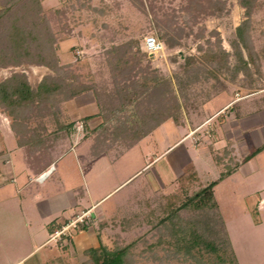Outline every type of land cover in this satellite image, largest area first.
I'll use <instances>...</instances> for the list:
<instances>
[{
    "label": "rangeland",
    "instance_id": "obj_1",
    "mask_svg": "<svg viewBox=\"0 0 264 264\" xmlns=\"http://www.w3.org/2000/svg\"><path fill=\"white\" fill-rule=\"evenodd\" d=\"M39 1L44 11L49 8L66 9L67 22L71 29L58 41L57 54L60 61L72 63L77 70L89 73L90 77L96 80L98 76H95L94 72L100 60L105 57V50L110 49L113 43L119 44L130 37L138 38L146 33L154 34L163 43L162 48L154 52L150 58L152 67L163 73L173 74L179 69L182 61L180 52L197 54L199 44L204 48L215 44L216 34L209 35L211 30L219 33L222 47L230 52L229 59L232 64L235 61V55L232 53L231 41L237 38L236 25L245 17L244 7L239 0H214L218 4H220L219 1L224 2L223 9L216 14H199L197 17L181 11V6L186 3V0H154L150 5L151 9L145 7L147 11L136 7L134 0ZM259 2V7L251 15L253 38L255 37L258 48L264 46V33L261 32L264 29V0ZM162 10L169 12L174 10L175 18L179 22V30L182 28L180 42L173 46H168L159 36L160 31L156 26L154 13L156 11L157 15L161 14ZM201 26H203L204 35L210 38V42L206 41V36L194 39V32ZM190 27H193V31H189ZM112 33L114 40H110L109 37ZM242 52L246 57V50L242 48ZM262 59L260 66L262 73L258 75L255 72L252 73V76L256 77L254 83L257 87L264 84L263 53ZM251 66L253 69L254 66ZM231 70L229 68L225 76L223 75L226 77L228 88L217 94L208 106L223 105L226 101L233 99L238 92L236 90L240 88L244 80V73L240 71L235 78H232L234 75ZM13 71L25 72L33 84L44 73L51 72L43 64L0 65V80ZM250 88L251 85H248L247 81L245 86H242V93H249V90H252ZM260 91L259 89L251 93ZM262 95L264 93L253 96L256 97L254 108L264 107ZM66 106L74 118L94 113L98 109L91 92H84L74 97L66 102ZM195 114L197 112L191 113L192 122L188 114L182 116L185 123H176L172 118L165 120L114 162H111V153L104 152L88 164L81 165L82 161L79 158L82 159L85 156L86 150L80 148L85 146L75 148L79 153L75 150L66 153L57 161L56 168L52 169L54 175L38 183L43 194L34 196L28 194L27 200L24 201L22 194L35 187L36 179L33 178L35 182L28 181L26 173L34 175L27 167L22 151L16 145L15 135L9 129L10 117L0 112V147L5 149L4 154L0 155V180L4 176L10 177L13 170L18 174L14 182L6 183L0 188V264H5L7 259H16L31 250V257L27 260L22 258V264L25 262L26 264H91L88 260L90 252L87 251L90 246L99 249L104 246L112 249L117 243L123 245L138 238L140 239L134 247L136 260L131 264H159L152 259L149 251L148 256L141 253L144 252L142 250H146V244L155 239L154 235L148 234L153 229L151 227L153 222H147V217L144 216L140 222H134L126 228L124 222L118 221L124 212L123 209L131 207L134 210L136 204L141 205L142 196L145 198L151 196L153 199L159 195L158 198L164 200L163 196L174 191L176 185L173 187L171 183L174 184L172 179L177 173L176 164L180 165L192 159L196 163L200 179L189 186L187 194H193L202 185L217 178L222 169L227 168L220 165L210 153L202 157V153L197 151L202 146L200 144L201 136L204 134L202 120L206 118V115L202 113V108L199 114ZM98 116L101 117V114L92 117L91 125L97 123ZM211 119L209 127L217 128L219 116L213 115ZM189 125L191 128L197 125L193 128L192 134H189ZM260 126L261 129L256 127L258 131L255 139L253 140L250 134H245L246 142L243 143L242 140L244 147L237 149L240 162L249 160L252 165L251 160L254 159L258 168L252 169L249 174H243L244 172L239 169L214 187L224 222L239 257V264H264V204L262 207L258 206V199L264 194V150L252 156L254 147L264 141V122L261 121ZM84 133H86L85 129L82 130L78 124V131L75 130L73 133L77 135L75 140L82 137ZM182 136L184 137L181 138ZM176 140L178 142L174 143ZM193 143L197 144L196 148ZM151 156L155 158L146 165ZM51 166L47 169L49 170ZM38 178L42 180L44 177ZM24 182L26 184H23ZM17 183L26 186L20 188L22 191L20 194H14ZM79 186L84 190L82 197L77 195ZM105 194L107 195L104 201L97 202V199ZM75 197L79 203L72 205ZM151 203L153 204L150 207L154 209L155 215H151L150 218L154 220L158 217L156 211L158 202L153 200ZM82 206L85 208L81 209ZM147 207V203H143V208ZM41 210L45 211L48 219H52H45L46 222L31 219L32 211ZM148 210L143 213L146 215ZM83 211L91 213L92 217L88 219V225L70 228L59 236L53 235V230L46 232L45 229L44 232L43 224L48 225L51 222L57 225L64 224L66 220ZM55 227L58 226L52 229ZM42 232L44 239L38 243ZM143 237L147 239L146 242L142 241ZM154 249L163 254L165 248L162 245H155ZM173 257L166 259L163 264H195L194 261ZM203 257L206 258L207 254L204 253Z\"/></svg>",
    "mask_w": 264,
    "mask_h": 264
},
{
    "label": "trees",
    "instance_id": "obj_2",
    "mask_svg": "<svg viewBox=\"0 0 264 264\" xmlns=\"http://www.w3.org/2000/svg\"><path fill=\"white\" fill-rule=\"evenodd\" d=\"M152 2L154 0H134L135 6L143 11H147L146 6L151 9ZM219 2L186 0L181 11L195 17L216 14L224 6V2ZM239 3L244 7L245 17L236 25L237 38L231 41L235 55L232 64L230 52L222 47L219 33L211 30L209 35L216 34L215 44L206 48L199 44L197 54L180 52L182 61L179 69L173 74L163 73L151 65L150 58L154 52L143 45L146 33L119 44L113 43L110 49L105 50L106 55L94 72L98 76L96 80L89 73L77 70L72 63H62L59 59L58 41L71 29L66 9L49 8L44 11L39 0H0V65L33 63L46 65L51 70L34 84L22 71H13L0 80V112L10 117V129L22 149L27 166L38 175L51 163L56 164L71 148L72 134L78 122L86 131L79 144L89 140L86 156L94 158L108 152L114 160L169 118L176 123H185L182 116L188 114L192 122L191 113L199 114L205 101L228 88L223 75L229 68L233 71L232 78L240 71L244 73V80L236 91L242 93V86L247 81L252 89L249 93L264 87V84L257 87L254 83L256 77L252 76L254 72L256 75L262 73L264 46L258 48L251 20L260 2L239 0ZM156 13L159 36L168 46L179 43L182 28L179 30L174 10ZM191 30L193 27L189 28ZM203 31L201 26L194 32V39L206 36ZM261 32L264 33V29ZM113 35L109 36L110 40H114ZM206 39L210 42L209 37ZM242 48L248 56L243 55ZM84 92L92 93L98 109L74 118L66 102ZM98 114L101 117L98 116L97 123L91 125L92 117ZM254 148L252 155L264 148V141ZM214 158L227 168L193 194H187V191L198 180L197 173L192 162L184 165L176 191L162 195L164 200L158 202L156 219L150 218L155 215L154 209H149L146 215L131 212L119 218L118 222H124L126 228L137 219L140 222L144 216L147 222H153V231L148 234L154 235L155 239L146 244V250L141 252L143 255L148 256L149 251L159 264L173 256L195 264H237L212 192L214 184L233 172L240 159L226 147L222 151H214ZM53 175L52 170L48 177ZM87 221L79 226L88 225ZM53 227L54 222L48 224L49 230ZM139 239L123 245L117 243L112 249L90 246L87 249L90 252L88 260L91 264H131L136 260L134 247ZM142 241L147 239L143 237ZM155 245L164 246V253L155 250Z\"/></svg>",
    "mask_w": 264,
    "mask_h": 264
},
{
    "label": "crops",
    "instance_id": "obj_3",
    "mask_svg": "<svg viewBox=\"0 0 264 264\" xmlns=\"http://www.w3.org/2000/svg\"><path fill=\"white\" fill-rule=\"evenodd\" d=\"M260 90H261L260 92H255V93H251L250 92V93H245V94H243V93L238 94L239 92H236V94L234 95V98L231 99L230 101L229 100L226 101V103H224L223 105L208 106V103H210L213 99H215L217 97V94L222 92L223 91L222 90V91H219L218 93H216L215 95H213L209 100L204 102V104L202 106V111H203L204 115H206V118H204V120H202V129H204V134H202V136L200 135L201 138H202V143L200 142V144L202 146H201V148H199L200 150L199 149L197 150L199 153H202V157L208 155V153H210L211 156L214 157V151H222L226 147V148L231 149V153L237 155V157L239 158V156H238L239 154L237 152V149L238 148L242 149L244 147V145H242L244 142H246L244 135L245 134H250L251 138H253V140H254L256 135H257L256 132L258 131V130H256V127H258V128L260 127V129H261V126H260L261 121L264 122V107H261V108L260 107H257V108L255 107L254 108L255 98L256 97H253V96H255L257 94H263L264 93V87L260 88ZM262 98H263V101H264V95H262ZM215 103L217 104V102H215ZM234 103H237V104H234ZM213 115L219 116V124H218L217 128L216 127H212V126L209 127L210 126L209 122L212 120L211 118H212ZM78 124H80V126L82 125L80 122L77 123L76 132L78 131ZM8 126H9V124H8ZM195 127H193V128H195ZM193 128H191V126H190L189 131L193 130ZM9 129H10V126H9ZM10 131H12V130L10 129ZM75 135L76 134H74V135L72 134L71 148L66 153H68V152H70L72 150H75V148L76 149L80 148V146H85V148L82 147L80 149H83V150L85 149L86 150V146L89 143V140H87V141L85 140V141H83L82 143L79 144V139L80 138H77V140H75V137H77V135L76 136ZM186 135H184V136H186ZM195 135H196V132H195ZM184 136H182L181 138H183ZM143 138H145V137H143ZM142 139H140V140H142ZM178 140H180V139H178ZM178 140L174 141V143L178 142ZM242 140H243V143H242ZM85 143H86V145H85ZM260 143H262V142H260ZM16 145H17V142H16ZM196 145H195V143H193V146L195 148H196ZM17 147L20 148L18 145H17ZM4 150L5 149L0 147V155L4 154V152H5ZM20 150L22 151L21 148H20ZM262 150H264V148ZM262 150H260V151H262ZM75 151L77 153H79V151H77V150H75ZM66 153H64L62 156L66 155ZM22 157H23V152H22ZM61 157L58 160H60ZM119 157H117L114 160L111 159V162H114ZM94 158H96V157H94ZM94 158H89L85 154V156L82 157V159L79 158V160L82 161L81 165H84V164H88L89 161L93 160ZM154 158H153V156H151L150 161H148L146 163V165H148L151 161H153ZM57 161H56V164H54V163L51 164V165H53L54 169L56 168ZM251 161H252V165L250 164L249 160L240 162V164L237 165L235 170L233 172H231L230 174L226 175L223 179L229 178L230 176L235 174L239 169H241L244 172L243 174H249V172L252 169L256 170L258 168V165L256 164V161L254 159H252ZM187 162H192L193 163L194 170L197 173V178H198L197 181H199L200 176H199V173H198V169H197L196 163L194 162V159L187 160V161L183 162L180 165L176 164L177 173L174 175V178L172 179L174 181V184L170 182L173 185V187H174V185H176L175 188L178 187L179 175L182 173V171L184 169V165ZM29 170L34 176H31L29 173H26L27 176H28V181H31V182H35L36 181L37 184H35V187L33 189H30V190L27 191V193H23L22 194V197L24 198V201L27 200L26 197H27L28 194L32 195V196H34L35 194L36 195H40V193L43 194V191L41 190V187L38 185V183H42L43 181H46L48 178H50V177H48L49 174L47 173L48 175L45 176L44 179L39 180L38 176L35 175L30 168H29ZM11 173H12V175L10 177L4 176L3 179L0 180V188L5 186L6 183H10L11 184L12 182H14V178H16L18 174H16L17 172L16 171L14 172V170ZM33 178H35L36 180L33 179ZM223 179H220L217 183L214 184L212 193H213V197L216 200L218 208H219V210L221 212L222 218L224 220V217H223V214H222V211H221V207H220V204H219V202L217 200V196H216L215 188H214L215 185H217L219 182L223 181ZM23 184H26V182H24ZM202 186H204V185H202ZM23 187H26V186L25 185H19L17 183L16 186H15L14 194H16V193L20 194L22 192L20 188H23ZM80 187L81 186H79V189H80ZM174 191H176V189ZM107 194L103 195L102 197H99L97 199V202L104 201L103 199L106 197ZM12 195H13V193H12ZM77 195L82 197L84 195V190L81 188L77 192ZM158 197H159V195H158ZM158 197L155 196V198L151 199V196L147 197V198L142 196V198H140V200H141V205L140 206H137V204H136V207H134V210H132L131 207L125 208V209H123L124 212L122 213V215H124L126 213H131V212L143 213V211H147L148 209H151L150 206H151V204H153V203H151L153 200L155 202L156 201L157 202L160 201V199ZM77 200H78L77 197H75L72 200L71 204L72 205H74V204L77 205L79 203ZM136 203H137V200H136ZM143 203H147L148 207L144 209L143 208ZM263 204H264V194L261 195L259 197V199H258V206L262 207ZM36 205H38V204H36ZM83 208H85V206L81 207V209H83ZM44 212L42 210L39 211V212L32 211L31 219H34V220L40 219L41 222H46L45 219L47 220L48 218H47L46 213H44ZM54 213H56V212H54ZM93 215L95 217V213ZM50 219H52V218H50ZM50 219H48V220H50ZM136 221L139 222L138 219ZM43 226H44V232H45V229H46V232L49 231L48 225L43 224ZM54 226H57V224L55 223ZM225 226H226V224H225ZM226 230L228 232L227 227H226ZM33 232H35V231H33ZM39 234H41V232ZM228 235H229L230 241L232 243L231 234H229V232H228ZM36 239H38V238H36ZM43 239H44V236H43V232H42V236L39 237L38 243L41 242ZM232 246H233V249H234V244L233 243H232ZM31 252H32V250L27 252V253H25V254H23V255H21V256H19L16 259H14V258L13 259H7L5 264H22V261H23L22 258L25 259V260L29 259L31 257ZM234 253L236 255L237 264H239V260H238L239 257L236 254L235 249H234ZM24 264H26V262Z\"/></svg>",
    "mask_w": 264,
    "mask_h": 264
},
{
    "label": "built area",
    "instance_id": "obj_4",
    "mask_svg": "<svg viewBox=\"0 0 264 264\" xmlns=\"http://www.w3.org/2000/svg\"><path fill=\"white\" fill-rule=\"evenodd\" d=\"M145 49H147L150 52H156L157 50H160L163 46V43L160 39H158L154 34L152 33H148L145 35L144 38V43H143ZM193 130L190 131L189 134H192ZM48 171V170H46ZM44 172H41L40 174H38V177H45L46 175H44ZM91 216V213H89L88 211H83L82 213L77 214L76 216L68 219L65 221L64 224H61L58 227H55L52 231L53 235H60V234H64L66 230L70 229V228H75L77 226H79V224L87 221Z\"/></svg>",
    "mask_w": 264,
    "mask_h": 264
},
{
    "label": "water",
    "instance_id": "obj_5",
    "mask_svg": "<svg viewBox=\"0 0 264 264\" xmlns=\"http://www.w3.org/2000/svg\"><path fill=\"white\" fill-rule=\"evenodd\" d=\"M52 168H53V165L51 166V168H49L48 171H51ZM48 171H45V172H44V175H46V173H48Z\"/></svg>",
    "mask_w": 264,
    "mask_h": 264
},
{
    "label": "clouds",
    "instance_id": "obj_6",
    "mask_svg": "<svg viewBox=\"0 0 264 264\" xmlns=\"http://www.w3.org/2000/svg\"><path fill=\"white\" fill-rule=\"evenodd\" d=\"M46 171V170H45ZM49 173V172H48ZM47 175V174H46Z\"/></svg>",
    "mask_w": 264,
    "mask_h": 264
},
{
    "label": "bare ground",
    "instance_id": "obj_7",
    "mask_svg": "<svg viewBox=\"0 0 264 264\" xmlns=\"http://www.w3.org/2000/svg\"><path fill=\"white\" fill-rule=\"evenodd\" d=\"M47 174V173H46ZM44 179V178H43Z\"/></svg>",
    "mask_w": 264,
    "mask_h": 264
}]
</instances>
